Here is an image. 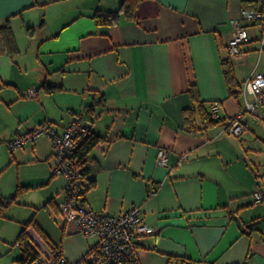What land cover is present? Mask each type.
<instances>
[{
  "label": "crops",
  "instance_id": "obj_1",
  "mask_svg": "<svg viewBox=\"0 0 264 264\" xmlns=\"http://www.w3.org/2000/svg\"><path fill=\"white\" fill-rule=\"evenodd\" d=\"M122 2L0 0V145L45 121L63 130L82 112L101 139L87 156L96 181L84 203L113 214L142 206L159 231L138 243L142 264H264V202L254 198L258 185L264 193V125L257 123L264 119L247 112L252 130L241 137L223 123L197 134L184 124L194 84L203 100L221 102L223 122L245 108L243 94L229 95L222 61L233 21L245 8L264 12V0H139L134 19L122 14L117 24L97 23V10H118ZM7 22L18 51L7 47ZM245 48V58L234 61L241 84L255 69L246 67L256 48ZM31 88L35 96L27 94ZM161 147L166 165L157 163ZM9 150L14 158L0 174L16 161V190L0 199L21 187L17 204L34 209L28 221L35 217L71 261L79 260L97 239L59 211L67 180L52 173L50 139ZM34 170L39 174L30 176ZM31 190L43 202L28 201ZM51 199L58 210L43 207ZM43 210L59 213L60 240L40 218Z\"/></svg>",
  "mask_w": 264,
  "mask_h": 264
},
{
  "label": "built area",
  "instance_id": "obj_2",
  "mask_svg": "<svg viewBox=\"0 0 264 264\" xmlns=\"http://www.w3.org/2000/svg\"><path fill=\"white\" fill-rule=\"evenodd\" d=\"M250 41L258 43L259 58L255 69L242 83V94L246 105L237 115L227 118L223 125L236 137H241L252 130L246 113L264 119V72L258 66L264 58V12L245 8L241 16L233 21V33L225 48V59L233 61L244 59L246 45ZM36 88L27 94L35 96ZM221 102H212L210 112L215 119L220 118ZM92 132L85 114L76 112L71 122L63 130H59L51 122L45 121L35 128L6 141L12 151L26 149L28 144L37 139L49 138L56 162L52 168L53 175L66 178L65 196L58 204L66 222H73L77 231L86 237L97 239L96 244L77 261H71L61 250H47L40 253L31 264H142L139 242L144 237L157 234L158 229L149 225L144 217L140 204L134 205L127 212L113 214L107 210L96 211L83 201L86 189L83 169L75 156L78 142ZM185 158L182 157L181 161ZM157 163H168V149L161 147L157 155ZM157 189L151 191V195ZM255 202H264V193L258 185L254 191ZM175 264H193L187 259H180Z\"/></svg>",
  "mask_w": 264,
  "mask_h": 264
},
{
  "label": "trees",
  "instance_id": "obj_3",
  "mask_svg": "<svg viewBox=\"0 0 264 264\" xmlns=\"http://www.w3.org/2000/svg\"><path fill=\"white\" fill-rule=\"evenodd\" d=\"M139 0H123L120 9L118 10H102L99 9L94 14V18L98 24H108L113 25L117 24L120 21L121 15L124 14L127 19L135 18V9ZM2 33L4 35L7 47L11 51H18V46L16 44L15 35L10 23H5L1 26ZM225 78L228 85L229 95L236 98L241 97L242 95V84L238 80L234 61L230 59H223L222 61ZM190 94L193 101V107L187 108L184 110V121L185 127L191 133L197 134L204 132L211 128L212 126L219 125L223 123L222 118L215 119L212 117L210 112V104L207 101L203 100L200 95L197 86L194 84L190 89ZM104 95L102 96V100ZM101 100V101H102ZM92 105L91 107H93ZM101 141L100 137L94 133H90L86 137H82L78 142L75 156L77 157L81 168L83 169V177L86 183V189L83 193V201H85V194L90 189L96 179L95 174L93 173V168L87 158L88 154L97 146ZM23 189L18 188L17 193L13 196L0 199V216H5V212L12 205L19 203V197L22 194ZM43 207L45 208H55L53 200H49ZM60 211V210H59ZM61 213V212H60ZM29 228H33L39 236L50 245V249L61 250L62 248L58 245H55L48 233L40 225V223L33 217L30 222L26 223L22 228L18 239L17 244L22 250V255L17 260V264H31L36 258L40 256V252L34 246V239L29 234ZM65 234V226H62V235Z\"/></svg>",
  "mask_w": 264,
  "mask_h": 264
},
{
  "label": "rangeland",
  "instance_id": "obj_4",
  "mask_svg": "<svg viewBox=\"0 0 264 264\" xmlns=\"http://www.w3.org/2000/svg\"><path fill=\"white\" fill-rule=\"evenodd\" d=\"M249 44H251L252 48L254 49L256 48V50L251 51L252 54L250 55V59L248 61L246 68H248V70L250 69L253 70L255 66L257 65L258 58H259V50L257 49L258 43L256 41H250L247 45ZM258 69L264 72V58L260 62ZM238 74H239L240 79L242 80V77L244 76V69H242V71L239 70ZM249 115L251 114L248 113L247 116ZM258 120L259 121H257V123L264 125V123L262 122L264 120L262 119L261 120L258 119ZM6 145H7L6 143L0 145V171L3 167L8 166V164L14 158L13 157L14 155L10 152V150L8 149ZM28 152H30V149L28 150ZM53 160L55 163L56 162L55 157ZM19 166L20 165L16 161H14V164L11 167H7V169L4 171L5 174L2 177L0 174V194L9 196L10 194H12L14 190H16V185L14 183V180H16V177L18 176ZM36 173H38L37 170H34L30 172L29 175L32 176V175H35ZM58 176H61V175H58ZM31 191H33L32 194L29 197H26L28 201L34 202V203L43 202L44 199L41 195V192H38L37 190H31ZM33 211L34 209L31 207H26L25 205L19 206L18 204H16L15 206L11 207V209L8 208L7 211L5 212V215H7L8 218H1L5 216H0V264H17L18 263L17 260L20 258L22 253L20 255L21 251L18 247L19 245L17 244V241L14 243V245L11 242H13L18 236V232L20 231L21 226L23 228L24 225L26 224L22 222H25V221L30 222L28 220L33 215ZM56 213L59 215L57 211ZM57 214L56 215L52 213L50 214V212H47V211L45 212V210H43V212H41L40 214V218L48 226L49 230L51 231L52 236H54L56 240H60L59 234H58V231L60 230V225L57 224L58 223L57 221L60 220L61 218L58 219L60 215L57 216ZM33 231L39 236V234L34 229ZM62 238H63V235H62ZM34 243H35L34 246L41 254H43L44 249L50 250V245L47 242H45L42 238H41L40 243L36 241H34ZM41 248H43V250Z\"/></svg>",
  "mask_w": 264,
  "mask_h": 264
},
{
  "label": "bare ground",
  "instance_id": "obj_5",
  "mask_svg": "<svg viewBox=\"0 0 264 264\" xmlns=\"http://www.w3.org/2000/svg\"><path fill=\"white\" fill-rule=\"evenodd\" d=\"M33 27H34V26H33ZM29 30H30V32H32L31 29H30V27H29ZM29 30H28V31H29ZM33 31H34V30H33ZM30 32H29V33H30ZM33 33H34V32H33ZM32 37H33V36H32ZM236 222H237V221H236ZM243 231H246V230H243ZM158 232H159V231H158ZM157 234H158V233H157ZM189 261H190V260H189Z\"/></svg>",
  "mask_w": 264,
  "mask_h": 264
},
{
  "label": "water",
  "instance_id": "obj_6",
  "mask_svg": "<svg viewBox=\"0 0 264 264\" xmlns=\"http://www.w3.org/2000/svg\"><path fill=\"white\" fill-rule=\"evenodd\" d=\"M239 220V219H238Z\"/></svg>",
  "mask_w": 264,
  "mask_h": 264
}]
</instances>
